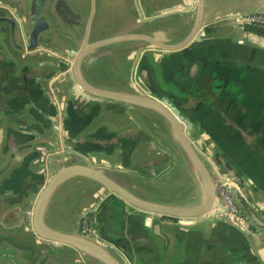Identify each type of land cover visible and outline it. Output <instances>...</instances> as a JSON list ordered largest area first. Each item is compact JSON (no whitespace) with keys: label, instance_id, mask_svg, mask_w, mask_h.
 I'll return each instance as SVG.
<instances>
[{"label":"water","instance_id":"water-1","mask_svg":"<svg viewBox=\"0 0 264 264\" xmlns=\"http://www.w3.org/2000/svg\"><path fill=\"white\" fill-rule=\"evenodd\" d=\"M251 16L264 0H0V230L32 240L0 264H263Z\"/></svg>","mask_w":264,"mask_h":264},{"label":"flooded vegetation","instance_id":"flooded-vegetation-1","mask_svg":"<svg viewBox=\"0 0 264 264\" xmlns=\"http://www.w3.org/2000/svg\"><path fill=\"white\" fill-rule=\"evenodd\" d=\"M12 53L16 55L18 54L13 49H12ZM24 239L25 241H21L15 234H7V232L5 231L2 232L0 230V243H8V244H11L13 247H17L18 245V247L21 248L22 251L27 252L28 254V251H30L28 246L31 245L32 240L30 239L28 235H25ZM27 254H25L26 257H28ZM12 264H13V261H12Z\"/></svg>","mask_w":264,"mask_h":264},{"label":"crops","instance_id":"crops-1","mask_svg":"<svg viewBox=\"0 0 264 264\" xmlns=\"http://www.w3.org/2000/svg\"><path fill=\"white\" fill-rule=\"evenodd\" d=\"M226 25L229 26V25H234V24H233V22H227ZM220 29L221 30L223 29V24L217 23V22L209 23V24H207V27H206V30H210L211 32L220 31ZM176 242H178V241L176 238H174V236L170 238V245L171 246H173ZM253 248L255 249L258 257L260 258V260L264 264V244L258 245V243H257V246L253 245Z\"/></svg>","mask_w":264,"mask_h":264},{"label":"built area","instance_id":"built-area-1","mask_svg":"<svg viewBox=\"0 0 264 264\" xmlns=\"http://www.w3.org/2000/svg\"><path fill=\"white\" fill-rule=\"evenodd\" d=\"M251 22L254 23H264V17L262 16H251L249 18ZM218 195L221 198V201L224 203V205L229 209L230 212H235V206L231 203L229 197L225 194L222 186L218 187Z\"/></svg>","mask_w":264,"mask_h":264},{"label":"rangeland","instance_id":"rangeland-1","mask_svg":"<svg viewBox=\"0 0 264 264\" xmlns=\"http://www.w3.org/2000/svg\"><path fill=\"white\" fill-rule=\"evenodd\" d=\"M58 205H56V204H54L53 206V209L55 208L56 210L57 209H64V208H66V206L65 205H62V202L60 203V202H58L57 203ZM52 209V210H53ZM51 215H50V218H49V220H48V223L50 224V226H52V227H57V223L53 220V217H52V214H53V211L50 213ZM50 221V222H49Z\"/></svg>","mask_w":264,"mask_h":264}]
</instances>
